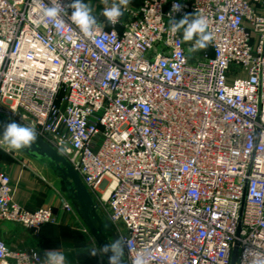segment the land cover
<instances>
[{
  "label": "built area",
  "instance_id": "1",
  "mask_svg": "<svg viewBox=\"0 0 264 264\" xmlns=\"http://www.w3.org/2000/svg\"><path fill=\"white\" fill-rule=\"evenodd\" d=\"M50 2L0 0V113L67 159L124 264H264V0H142L91 39L70 8L44 18ZM170 13L206 18L208 51L189 55ZM13 195L0 167V223L58 222ZM34 253L0 239V264Z\"/></svg>",
  "mask_w": 264,
  "mask_h": 264
},
{
  "label": "clouds",
  "instance_id": "2",
  "mask_svg": "<svg viewBox=\"0 0 264 264\" xmlns=\"http://www.w3.org/2000/svg\"><path fill=\"white\" fill-rule=\"evenodd\" d=\"M41 0H37L40 3ZM106 5L103 9L102 15L106 18L109 24L115 25L119 18L127 10L130 0H112L111 5L109 0H101ZM182 5L174 3L172 12H179ZM72 9L70 19L76 25L80 32L86 38H93L95 30L99 27L96 16L93 15L92 8L83 2V0H72L68 5L62 6L59 0H51L50 6L44 7L42 15L44 18L56 20L58 26H63L61 12ZM170 15V31L175 34L182 30V41L189 43L190 47L187 49L189 55L198 52L207 47V44L212 40V35L207 32L208 21L206 18L200 16L190 18V15H184L179 21H176ZM3 133L0 142L6 145V151L22 150L31 147L37 139V133L31 126L17 123L15 120L9 119V122L2 125ZM128 242L122 237L116 238L112 242H107L100 245L99 250L96 248L90 249L89 256L100 257L101 264L107 258V264H124L125 248H128ZM39 264H66L65 254L59 250H47L44 253V259H39L38 253H34ZM133 264H146V260L142 253L138 254L133 260Z\"/></svg>",
  "mask_w": 264,
  "mask_h": 264
},
{
  "label": "crops",
  "instance_id": "3",
  "mask_svg": "<svg viewBox=\"0 0 264 264\" xmlns=\"http://www.w3.org/2000/svg\"><path fill=\"white\" fill-rule=\"evenodd\" d=\"M0 149L5 150L3 147ZM5 153L13 159V163L1 164L0 167L10 176L14 185V200L29 209L51 206L58 216L57 223H48L36 231L27 232L22 240L26 242L23 249H34L42 256L45 251L56 249L65 254L66 264H89L88 252L93 246L83 233L78 218L71 213L61 211L60 196L46 189L45 185L31 176L30 165L26 166L28 164L26 161L36 164L39 168L52 169V167L47 162H40L18 150Z\"/></svg>",
  "mask_w": 264,
  "mask_h": 264
},
{
  "label": "water",
  "instance_id": "4",
  "mask_svg": "<svg viewBox=\"0 0 264 264\" xmlns=\"http://www.w3.org/2000/svg\"><path fill=\"white\" fill-rule=\"evenodd\" d=\"M9 119V116L0 113V138H2L3 133L2 125L9 122ZM18 151L40 162H47L49 166L54 167L59 172L60 182L65 184L69 192L72 194L74 204L78 209L83 224L95 241L98 249L100 245L111 242L104 234L103 220L96 210L95 203L90 193L80 180L76 171L62 154L43 140L39 135H37V139L31 147ZM234 260L235 257L233 256L231 264H234ZM103 261L107 264L106 257Z\"/></svg>",
  "mask_w": 264,
  "mask_h": 264
},
{
  "label": "rangeland",
  "instance_id": "5",
  "mask_svg": "<svg viewBox=\"0 0 264 264\" xmlns=\"http://www.w3.org/2000/svg\"><path fill=\"white\" fill-rule=\"evenodd\" d=\"M141 1L142 0H130V4L128 6L136 7L141 3ZM83 2L88 4L92 8L93 15L96 16L98 23L102 22L103 17H104L102 15V12L106 5L102 3L101 0H83ZM190 44L191 42L186 43L188 48L190 47ZM205 51H208V47L202 50H199L198 52H205ZM4 151L5 150L0 149V165L1 164L2 165L12 164L13 159H11L9 155H7L8 152L5 153L6 151L5 152ZM26 163H28L26 164V166L30 165V168L29 167H26V168H29L31 170L30 174L35 180L37 179L39 183H42L43 185H45L46 189L53 191L56 195L60 196V198H65L66 200L71 202L74 208V211L71 212V214L78 218L81 229L83 233L86 235L88 242L92 244L93 248H96L97 250H99L95 241L93 240L90 233L87 231V229L85 228L83 224V221L80 217L78 209L76 205L74 204V198L72 194L69 192L67 186L60 182L59 172L52 166H51L52 169L47 168V167L39 168V166H37L36 164H33L30 161H26ZM98 214L103 220L104 234L108 237V239L111 242L114 241L115 239L110 235L111 226L109 225L106 217L104 216V213L101 211V212H98ZM29 231H31V229H27L19 224L10 223V222L0 223V236L3 237L0 239L4 240L9 247L14 248V249L26 250V249H23V247H25L24 245L26 242L22 240L24 239L26 233L27 232L29 233ZM88 259L90 263H93V262L98 261L100 257L99 256L97 257L89 256Z\"/></svg>",
  "mask_w": 264,
  "mask_h": 264
},
{
  "label": "bare ground",
  "instance_id": "6",
  "mask_svg": "<svg viewBox=\"0 0 264 264\" xmlns=\"http://www.w3.org/2000/svg\"><path fill=\"white\" fill-rule=\"evenodd\" d=\"M105 194H107V193H105Z\"/></svg>",
  "mask_w": 264,
  "mask_h": 264
}]
</instances>
